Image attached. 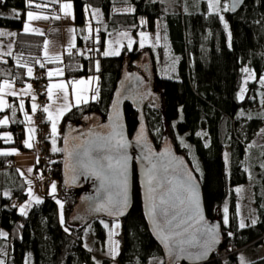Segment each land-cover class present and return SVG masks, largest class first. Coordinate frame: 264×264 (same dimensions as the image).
<instances>
[{"label": "trees", "instance_id": "trees-1", "mask_svg": "<svg viewBox=\"0 0 264 264\" xmlns=\"http://www.w3.org/2000/svg\"><path fill=\"white\" fill-rule=\"evenodd\" d=\"M165 1L71 0L76 47L72 49V55L65 52L61 56L62 63H59L48 62L41 57L43 35L24 32L26 12L30 10L26 0H4L0 9L12 8L21 15L5 16L0 11V28L16 33L12 55L0 56V84L5 80L15 85L32 82V77L26 76L27 67L33 68V74L40 72L44 83L48 80L44 71L49 66L63 68L62 78L66 80L95 75L99 77V84L95 85L100 91L99 100L89 99L87 104L73 107L60 119L59 128L65 133L82 124V119L90 114H96L104 121L123 65L122 52L116 56L102 55L107 36L115 32H151L159 26L166 36L167 50L163 47L149 49L153 64L150 73L156 91L150 86L151 93L143 95L140 100L123 102L126 130L128 134L135 131L138 124L137 107L140 104L154 146L157 147L163 137L170 139L175 151L185 158L199 182L207 218L220 225L221 248L204 264H239L241 250L264 245V167H261L264 164V143L253 148L248 159V172L244 169L245 146L262 125L264 109L250 113L252 118L247 117L243 121L241 131H238L237 119L233 117L250 105L251 96L258 97L264 92V86L258 82L264 76V0H245L233 15L223 12L224 22L217 14H210L206 10L199 12V6L188 4L187 0H182V5L178 0H171L172 10L167 12ZM58 7L51 4L43 10H31L52 15L59 13ZM85 8L98 9L103 19L99 22L91 20L93 39L88 41L83 40L84 35L80 32L86 22ZM129 8L133 11H124ZM225 22L227 28L224 27ZM97 28L100 29L98 33L95 32ZM96 36H99V43L94 42ZM89 48L94 51H87ZM78 49H83L84 55L78 54ZM128 54L126 66L142 68L134 61L136 49ZM17 57H22L19 64H26L27 67H20ZM33 57L44 62L45 67L34 63ZM97 61L100 64L99 72L95 71ZM170 64L174 65L173 74ZM243 68L254 73V78L245 86L244 99L238 100L236 96L246 74ZM145 78L149 79L147 76ZM4 114L5 111L0 112V118ZM16 128L20 132L14 135L10 144L20 148L21 141L17 144V140H21L20 128L13 124L0 125V131L8 130L12 134ZM198 132L206 135L198 136ZM62 136L57 141V148L60 149ZM2 142L0 139V147H5L6 143ZM185 144L189 147H185ZM225 153L228 155L227 166ZM51 154L52 161H55L51 162V177L57 188L64 192L61 200L64 210L68 212L78 203L79 196L86 192L87 186L64 187L62 151ZM196 164L199 170L195 169ZM248 177L252 183L256 222L240 228L232 188L246 183ZM26 181L15 167L12 155H0V232L7 234L6 238L0 236V249H4L0 253V260L4 264H26V261L28 264H111L104 258L95 260L83 242L87 227L93 229L99 245L103 242L104 228L95 218L102 214H89L92 218L79 225L67 220L62 225L58 220L54 197L44 195L38 207L35 203L26 211L27 215H21L17 206L26 199ZM225 207L228 208L227 225L224 223ZM103 218L112 220L105 216ZM118 220L122 242L114 264H150L157 258L164 261L141 215L134 169L131 206ZM219 251L226 254L223 260L216 258ZM245 264H264V256Z\"/></svg>", "mask_w": 264, "mask_h": 264}, {"label": "snow or ice", "instance_id": "snow-or-ice-1", "mask_svg": "<svg viewBox=\"0 0 264 264\" xmlns=\"http://www.w3.org/2000/svg\"><path fill=\"white\" fill-rule=\"evenodd\" d=\"M242 0H232L231 8L228 4L221 3V0H207V6L210 14H217L221 11L229 12L234 11L236 6L240 4ZM4 0H0V4H3ZM51 4H57L58 11L63 14L64 18L74 19L73 14V4L71 0H26V6L29 11L26 12V22L24 23L23 30L25 33L28 32H39L40 35L44 33L35 28L30 27V22L35 20L44 19L47 20L49 17L43 15L42 12L37 13L31 9H45ZM13 15L19 17L21 14L17 10L13 9ZM87 12L88 9L85 8ZM124 11H133V9H125ZM92 17L97 21L100 20L99 10L92 12ZM53 19L60 20L61 15H55ZM219 19L224 21V16L219 15ZM146 23V21H142ZM224 27L227 28L228 25L225 22ZM86 32L82 38L85 41L93 39L92 32L93 28L90 23L86 24ZM69 31L75 33L76 29H70ZM100 29H95V32H99ZM11 35L15 36L16 33H4L0 32V36ZM121 35H127L126 33H121ZM141 37L146 38L145 33H140ZM161 39L159 34L156 36L157 42ZM166 39V37H164ZM95 43H99V36L94 39ZM109 47L105 50L102 55H119V49L112 47L111 41L108 42ZM118 43V42H117ZM141 47L144 46L143 41L140 44ZM75 37L69 43L67 47L68 55H72V49L75 48ZM127 47L131 50L132 41L129 39ZM11 46L9 45V49ZM49 41L45 40L43 42L44 56L47 57L48 62H59L62 63L60 55L49 56L48 54ZM78 54L83 55L84 53L79 52ZM87 51H94V49L89 48ZM12 55L9 50L7 53H0V56ZM22 57H17V63L20 67H27L26 64H19ZM34 63L39 64L41 68L45 67V63L40 59L35 57L32 58ZM178 59V58H176ZM6 62V61H5ZM95 71H100L99 61L95 64ZM242 71L247 74L243 81V85H247L248 80L254 78V73H252L248 68H243ZM64 74L63 68H56L55 70H49L47 76L51 78L53 75L62 77ZM27 75L32 77L33 68L27 67ZM129 81H137V85L133 88H128L125 91L124 98L137 99L141 97L139 91L140 77H128ZM95 82L99 84V77H90L88 80H67L60 81L58 83L49 84L47 87V98L49 101H53V89L56 90L55 99L59 101V105L55 110V113L51 111V105H46L43 107V111L47 113V120L51 121V151L53 153L62 151V149L57 148V137L58 133V121L63 117V115L71 111L73 107L79 108L80 105L87 104L89 99L92 101H98L100 98L99 88H81V85H92ZM261 86H264V76H261L258 81ZM242 86L239 92V99H244V94L247 88ZM12 84L5 80L3 85H0V112L4 111L5 108L10 107L4 99L3 94L18 96L20 93L16 91H11ZM71 88V93L69 92ZM31 90V85L24 90V94H28ZM91 93L89 96L88 93ZM71 96V100L69 97ZM32 114L34 115L39 107L36 103V96L32 95ZM55 102V101H53ZM118 100L112 105V112L109 116V125H101V131L90 130L87 134V138L81 139L79 136L73 139L78 141L72 148H68V138L65 137V148L63 151L66 152L65 168L68 169L72 174L73 178L78 175H85L88 177H94L99 181V187L97 190V195L99 199L94 204L95 211H104L107 215L113 217H121L125 214L127 208L129 207V156L127 153L128 141L125 139L121 123V115L119 111ZM264 103V101H262ZM19 108L24 112V101L21 100L19 103ZM241 116L245 113L241 111ZM12 116H15V110L13 109ZM25 119L31 124L32 116L27 112H24ZM248 118L251 119V114H248ZM15 122V121H13ZM9 123V117L5 116L0 118V125H7ZM28 137L24 141V146L27 148H32L31 143L33 139V133L36 129L28 128ZM198 136L206 135L205 133H197ZM8 142L12 141V135L10 133H5L3 137ZM143 129H141L139 141H143ZM183 144V140L181 139ZM185 147H189L187 144ZM207 146V145H206ZM253 145H249L251 148ZM16 153L14 149L13 152H0V155H10ZM18 154V153H17ZM168 151L165 150L164 153L157 155L153 149L146 145L144 146V154L141 157L142 161H147L145 166V179L142 187L144 188V196L146 199V216L152 223V227L155 231L156 236L159 238L160 242L167 249V253L171 256L174 262L179 261L183 258H189L194 261V264H198L201 260L205 259L209 252L212 250L213 245L219 242L217 230L215 227H207L203 224V211L200 205L199 191L197 183L195 182V177L192 171H183V162L180 161L181 168H170L165 162L160 160V156L168 155ZM225 159L227 160V154H225ZM55 163V161H52ZM37 163H39V158H37ZM196 170H199L198 164L194 165ZM264 167V164L261 165ZM19 171V170H18ZM29 172L32 171L30 168ZM23 175V173H21ZM178 178V179H177ZM56 183L53 182L50 185V195L55 197L56 193ZM241 191V189H237ZM29 196H32L31 188H29ZM36 203H42L43 201L39 197H33ZM56 203L60 205L63 209V204L56 200ZM15 207V205H14ZM29 204H24L20 206L19 212L21 215H27L26 209ZM225 225L228 224L227 212L228 208H224ZM61 223L64 222L63 213L60 216ZM255 220L252 221L255 224ZM199 225V227H197ZM22 227V226H21ZM105 228H108L107 223L104 224ZM120 227L119 223H115L113 228L109 231V237L113 235H118L115 229ZM240 228L246 227L243 221H241ZM66 232L67 228L64 229ZM6 233L0 232V236L6 238ZM231 235V233H229ZM113 247L110 250L112 258L119 254V243L113 241ZM241 264H245L244 258L240 257ZM0 264H4L3 260H0ZM26 264L28 262L26 261ZM159 264H165L164 261H160ZM227 264V262H225Z\"/></svg>", "mask_w": 264, "mask_h": 264}, {"label": "rangeland", "instance_id": "rangeland-1", "mask_svg": "<svg viewBox=\"0 0 264 264\" xmlns=\"http://www.w3.org/2000/svg\"><path fill=\"white\" fill-rule=\"evenodd\" d=\"M178 2L180 3V5H182L183 1L182 0H178ZM188 4L192 5V6H199L198 7V11H204L206 10L207 12H209L208 6H207V0H187ZM222 5L223 4H227V1L225 2L224 0H221ZM166 4V11L170 12L172 10V1L171 0H166L165 1ZM10 9L12 8H6V9H2V13L5 16H10L12 15V13L10 12ZM98 9L96 8H89V10L86 12L85 11V17H86V22L85 24H83V26H81V30L80 32L83 35H86V24L90 23L91 24V20L94 22H97V20L95 18L92 17V12L96 11ZM100 13V11H99ZM55 15H61V19L60 20H56L53 19L52 17ZM219 15H223V11H221L219 13ZM48 17L52 20L51 23H49L51 25V27L48 28L47 24H43L41 25V31L44 33V40L49 41V48H48V54L49 56H56V55H60V57L67 52V47L69 45V43L72 41L73 37H75V33L69 31L70 29L74 28L73 25V19L72 18H64L62 13H58V14H52V15H48ZM225 19V18H224ZM100 21V20H99ZM98 21V22H99ZM26 22V20H25ZM224 22V21H223ZM53 25V26H52ZM92 26V24H91ZM45 28V30H44ZM93 28V27H92ZM39 33V32H38ZM121 33H126L127 35H121ZM140 33H145L146 34V38L141 37ZM157 34H159V36L161 37V39L157 42L156 40V36ZM164 33L162 32V30L160 29L159 26L156 27V29L154 31L151 32H146V31H137V32H115V33H111L107 36V40L105 43V47L104 50H107L109 47V41L113 42L112 43V47L114 48H118L119 49V54L122 52L123 53V65L121 68V75L123 74V72L125 70H137L138 72H141L144 76H147L149 79H151L150 81V86L152 88L153 91H156V88L154 86V82L152 81L153 79V75L150 73L152 71V56L149 55V49L154 48L157 49L158 47H163L165 48V50H167L166 48V39H164ZM129 39L132 41V47L131 50H129V48L127 47L128 45V41ZM14 40V37H13ZM143 41L144 46L141 47L140 44ZM118 42V43H117ZM136 49V55L134 58V61L137 62L140 58V55L143 53H148V63L144 64L142 66L141 69H139V67H135L133 66H126V63L129 60V51H132L133 49ZM79 52L84 53L83 49H78ZM41 57H45L44 56V51H43V44H42V48H41V53H40ZM84 55V54H83ZM110 56H116V55H110ZM47 58V57H45ZM48 60V59H46ZM59 66H49L48 68L45 69V73L47 76V72L49 70H55L56 68H58ZM127 68V69H126ZM170 69H171V73H174V65L170 64ZM26 76L27 75V69H26ZM33 76V75H32ZM54 76V75H53ZM51 77L49 78L47 76V83H58L60 81H67L66 79H54L55 77ZM247 74H245V76L242 78L241 80V85H240V89L243 85V81L246 78ZM90 77H96L95 75H91V76H86V77H80L77 78L75 80H80V79H84V80H88V78ZM252 80V79H250ZM249 81V80H248ZM4 82H2L0 85H3ZM12 84V88L11 89H17L18 93H20V95H18V99L17 101L26 99L27 97H32V95H35L34 93V88L32 86L31 82H25L22 85H15L13 83ZM28 85H31V90L28 92V94H24V90H26L28 88ZM96 83L93 82L92 85H81L79 87L81 88H95ZM55 90V89H54ZM7 92V90H6ZM3 94L4 99L7 101V94ZM69 92L71 93V88H69ZM239 92L237 93V99H239ZM56 93V91H55ZM88 95L90 96L91 93L89 92ZM22 98V99H20ZM69 99L71 100V96L69 97ZM55 101V100H53ZM50 101L48 103L45 104L46 105H51V111H53V113H55L56 108L59 105V101L53 102ZM250 101V105L245 108L244 110H242L245 115L241 116L240 113L241 111L237 114L238 116H233L235 119H237V129L238 131L242 130V124L243 121H245L248 117V114L252 113L253 111L256 110H263L264 109V103H262V101H264V92L262 94H259L258 97L256 96H251L249 98ZM260 101V102H258ZM25 107V106H24ZM235 110H233L234 112ZM46 119H47V113H46ZM59 122L58 121V137H57V141L58 138L60 137V135H63L64 131H61L59 128ZM32 128V126H31ZM8 131L5 130V133H7ZM29 133L26 130V138L28 137ZM14 136V134H13ZM166 138L163 137L162 140ZM21 141V140H20ZM264 143V121L262 123V125L258 128V130L256 131V134L254 136V138L252 139L251 142H249L246 146H245V157H244V169L246 172H248L249 169V156L250 153H252V150L255 146L263 144ZM253 145L251 148H249V145ZM57 146V145H56ZM51 121H50V136H49V148L51 151ZM8 150L7 152H13V150H16V153L19 152L20 155H22V158L20 159H16V157H14V162L16 163V167L19 168V170L22 168L26 174L27 177L31 178V183H29V181H26V188H25V192H26V199L25 201L21 202L20 204H18L17 208L19 211L20 206L24 205V204H29V207L26 209V211L33 206L36 202L33 199V197H39L40 199L43 198L44 195H50V185L54 182H51L48 189L44 192L40 187H38V190L35 188V185L33 184V182H40V174L37 173L36 167H35V173L33 171L29 172L28 170L33 167V147L32 148H26L25 150H20L18 147H16L15 145L9 144L0 147V152H6L5 150ZM52 152V151H51ZM227 154V153H225ZM224 161H225V165H228V155H227V160L225 159V155H224ZM36 164V163H35ZM36 166V165H35ZM22 173V172H21ZM29 188H31L32 191V196H29ZM57 187H56V192H57ZM237 189H241V191H237ZM234 195L236 197V213L238 216V223L240 225L241 221L244 222L245 225H250L252 224V221L255 220V211H254V205H253V198H252V183L250 178L248 177L247 182L239 185V186H235L232 188ZM64 194V193H63ZM55 203L56 200H59L62 204L63 201L61 200L62 198L59 199V197H56V193H55ZM57 206V216H58V220L61 223L60 220V216H61V212L63 213V217H64V222L69 221V216H70V211L66 212L63 209L60 208V205L56 203ZM92 218L91 215L89 214H75V218L73 220H71L74 224L79 225L83 222H86L88 219ZM99 223L101 224V226L104 228V238H103V242L99 245L95 239V236L93 234V229L91 227H87L84 237H83V242H84V246L87 248V250H89V252L91 253V255L93 256V258L97 261L101 260L102 258L107 259L109 262H111V264H114L115 259L112 258V255L110 253L111 248L114 246L113 245V241L117 242V237L120 233V227L118 229H115V232L118 233V235H113L111 237H109V231L110 229L113 228L115 223H119L120 221L118 219H112V220H108L103 218V215H98L97 217H95ZM211 220V219H210ZM70 221V222H71ZM63 222V224H64ZM107 223L109 225L108 228L104 227V224ZM62 224V225H63ZM264 242V239H263ZM4 249H0V253H3ZM244 258L245 263L252 261L254 259L260 258L262 256H264V245H259V246H250L248 248H245L243 250H241L239 252L238 255V262L239 264H241L240 262V257ZM116 258V257H115ZM161 261V258H157L154 259L150 262V264H157L158 262Z\"/></svg>", "mask_w": 264, "mask_h": 264}, {"label": "water", "instance_id": "water-1", "mask_svg": "<svg viewBox=\"0 0 264 264\" xmlns=\"http://www.w3.org/2000/svg\"><path fill=\"white\" fill-rule=\"evenodd\" d=\"M244 2L245 0H242V2L236 6L234 11H229L226 13L228 15L235 14L236 12L240 10ZM231 3H232V0H227V4L229 5L230 8H231ZM135 63L137 66H143L144 64H147L148 63V53L141 54L139 60ZM135 76L140 77L139 91L142 94L141 97L145 94H150L151 88H150L149 79H146L145 76L141 72H138L137 70H130V71L125 70L123 74L121 75L119 83L114 91L113 99H112V102L109 108V112L105 120L101 121L100 117L97 116L96 114H90L88 116H85L82 119V124L74 126L66 130L62 136L61 159H62V170H63V180H64L63 186L64 187H68V186L79 187L85 184L87 186L86 192L79 196L78 203L72 207L70 211L69 221L75 218V214H102L103 216L111 218V219H120L121 217H123L129 211L130 206H131L132 173L134 169L135 179H136V183L138 186L141 215H142V218H143V221L145 223L148 233L150 234V236L153 238L155 243L160 248L165 264H194V261L189 258H183V259H180L179 261L174 262L171 256L168 255L167 249L163 246L159 238L156 236L155 231L152 227V223L149 220V218L146 216V211H147L146 199L144 196V188L142 187V185L145 179V166L147 164V161H142L141 159V157L144 154L145 144L150 146L157 155L164 153L165 150H167L169 154L160 156V160L165 162L170 168H181L180 161H182L183 171H192V170L189 164L187 163V161L185 160V158L175 151L174 146L168 137L164 138L157 147L154 146L149 136L145 121L143 119L140 104L137 107L138 124L136 126L135 131L131 134H128L126 130L125 122H124L122 105L125 100L132 99V98L125 99L124 94H125L126 89L133 88L137 85L138 83L137 81L135 80L129 81V79H127L128 77H135ZM141 97H138V99L140 100ZM118 100L120 101L119 111L121 115V123L123 125L122 131H123L125 139L128 141L127 153L129 156V185H130V188H129V207L127 208L125 214L121 217H113V216L107 215L106 212L104 211L94 210L93 206L99 199L97 195L99 181L95 179L94 177H88L85 175H78V176H75V178H73V174L68 169L65 168L66 152L63 151V149L65 148V141H64L65 137L68 138V141H69L68 148L70 150L75 143H78V141L73 139L74 137L79 136L81 139H85L87 138V134L89 133L90 130L101 131V128H100L101 125H109L110 124L109 116L112 112V105L116 103ZM141 129H143V137H144L143 141L138 140L141 134ZM193 176L195 177L194 173H193ZM195 182L197 183V187L199 191V198H200V205L203 211L204 220L202 223L205 224L207 227H215L217 230V235L219 239V242L213 245V248L209 252L208 256L205 259L198 262V264H204L208 262L211 259L212 255L221 248L222 236H221L219 223L215 220H210L207 218L204 212V208H203L201 188H200L199 182L196 179V177H195ZM197 227H199V225H197Z\"/></svg>", "mask_w": 264, "mask_h": 264}, {"label": "built area", "instance_id": "built-area-1", "mask_svg": "<svg viewBox=\"0 0 264 264\" xmlns=\"http://www.w3.org/2000/svg\"><path fill=\"white\" fill-rule=\"evenodd\" d=\"M42 30V29H40ZM32 86L34 88V93L36 96L35 103L39 106L35 114H32V128L36 129L35 133H33V140L35 144V156H36V170L37 173L40 174V182H33L35 188L38 190L40 187L44 192L48 189L51 182H53L51 177V169H52V154L49 149V136L50 129L46 122V113L42 110L46 103L50 102L47 98V93L45 90V83L42 80V75L40 72H35L32 76ZM19 129L16 128L13 131L14 135L19 134ZM17 144H20V140H17ZM37 158H39V163H37ZM64 192L62 189L58 188L56 192V197L59 199L63 198ZM48 195V194H47ZM38 207L39 204L36 203ZM117 242L121 244L122 235H118ZM226 256L225 253L219 251L216 258L219 260H223Z\"/></svg>", "mask_w": 264, "mask_h": 264}, {"label": "crops", "instance_id": "crops-1", "mask_svg": "<svg viewBox=\"0 0 264 264\" xmlns=\"http://www.w3.org/2000/svg\"><path fill=\"white\" fill-rule=\"evenodd\" d=\"M0 11H2V9H0ZM10 12L13 15V11L11 9H10ZM37 13H39V12H37ZM42 14L48 16V14H44V13H42ZM25 20H26V17H25ZM102 20L103 19H102L101 14H100V21H102ZM51 22H52V20L50 18H48L47 20H44V19L35 20V21L30 22V27L41 31L40 30L41 27H42L41 25L46 23L48 28H49V27H51V25L49 24ZM44 30H45V28H44ZM0 32L14 33L11 30L3 29V28H0ZM13 37L14 36H11V35L0 36V53H7L9 50L11 51L12 43H13ZM9 45L11 46L10 49H9ZM42 58H43V60L48 61V60H46L47 58H45V57H42ZM44 75L47 78L45 71H44ZM53 77H55L54 79H61L62 78V77H58V76H55V75ZM49 84H52V83H47V81L45 82L46 93H47V87H48ZM11 91L18 92L17 89H14V88L11 89ZM55 91L56 90L53 89V93H54L53 100H55V103H56ZM6 97H7V101L6 102H7L8 105H10V107H7V108L4 109L5 114L1 118L5 117V116L9 117V123L8 124L17 125L20 128V130H21L20 139H21L22 147L19 148L18 146H16V145L15 146L18 147L20 150H25L27 148V147L24 146V141L27 139L26 138V130H28V128H31V124H29V122L25 119L24 112H27L30 116H32V107L31 106H32L33 101H32V99L30 97H27L26 99H24V106L25 107H24V112H22L20 110V108H19V103H20L21 100L17 101V99H18L17 97L18 96H11V95L7 94ZM20 99H22V98H20ZM13 109L15 110V116L14 117L12 116ZM13 121H15V122H13ZM46 122H47V124L49 126V129H50V121H48L46 119ZM7 133H10L12 135V141H13V137L14 136H13L12 132L8 131ZM4 134H5V131L1 130L0 131V137H3ZM0 139H2L3 140L2 143L3 144L6 143V145H9L12 142V141L8 142V141H6L3 138H0ZM31 143L33 145V167H32V171L35 173L34 165H36L35 164L36 163V156H35V144H34V140L33 139L31 141ZM5 151L7 152L8 150L6 149ZM17 153L10 154V155H12L13 160H14V157H16V159L22 158V155H20L19 152H17ZM14 165H15V167L17 166L15 162H14ZM16 168H17V170H19L18 167H16ZM18 172L20 173V175H21V172H22L23 175H21V176L24 177L25 179H27L29 181V183H31L32 179L26 176V174H25V172H24V170L22 168Z\"/></svg>", "mask_w": 264, "mask_h": 264}, {"label": "flooded vegetation", "instance_id": "flooded-vegetation-1", "mask_svg": "<svg viewBox=\"0 0 264 264\" xmlns=\"http://www.w3.org/2000/svg\"><path fill=\"white\" fill-rule=\"evenodd\" d=\"M139 69H141V68H139Z\"/></svg>", "mask_w": 264, "mask_h": 264}]
</instances>
